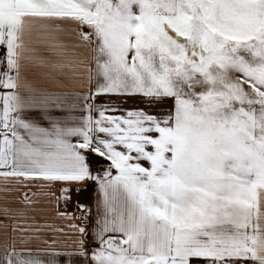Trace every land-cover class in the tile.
Returning <instances> with one entry per match:
<instances>
[{
  "label": "snow or ice",
  "instance_id": "obj_1",
  "mask_svg": "<svg viewBox=\"0 0 264 264\" xmlns=\"http://www.w3.org/2000/svg\"><path fill=\"white\" fill-rule=\"evenodd\" d=\"M0 177L94 192L0 264H264V0H0Z\"/></svg>",
  "mask_w": 264,
  "mask_h": 264
},
{
  "label": "crops",
  "instance_id": "obj_2",
  "mask_svg": "<svg viewBox=\"0 0 264 264\" xmlns=\"http://www.w3.org/2000/svg\"><path fill=\"white\" fill-rule=\"evenodd\" d=\"M44 54L47 55V53ZM25 183L28 185L27 187L17 183L15 178H9L6 181L3 177H0V219L3 218L2 210L5 207L12 209L16 213L7 221L9 225V244H11V237L13 236L11 232L13 224L18 227H40L41 231L38 233L40 239L33 240L27 244L19 243L21 235H24L23 233H15L17 251L22 256L27 257L29 250H31L33 256L46 258L51 253L61 249L63 247L62 239H66L67 236L71 235L68 230V225L71 221L60 216L57 208L61 212L75 213L77 202L83 204L91 203L94 200V192L91 190H84L79 193L73 192L72 199L69 203L65 204L61 200L58 204L56 188H49L42 185L41 182L33 183L28 181ZM25 192L30 193V200L27 202L23 199ZM60 229L64 231H59ZM53 240H56L55 244L52 243ZM4 243L5 230L3 225L0 224V256L4 252Z\"/></svg>",
  "mask_w": 264,
  "mask_h": 264
},
{
  "label": "trees",
  "instance_id": "obj_3",
  "mask_svg": "<svg viewBox=\"0 0 264 264\" xmlns=\"http://www.w3.org/2000/svg\"><path fill=\"white\" fill-rule=\"evenodd\" d=\"M75 213H76V209H75ZM77 215L79 214V213H76Z\"/></svg>",
  "mask_w": 264,
  "mask_h": 264
}]
</instances>
